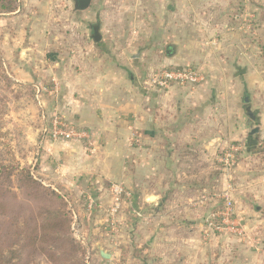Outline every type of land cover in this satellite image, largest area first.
Returning <instances> with one entry per match:
<instances>
[{"label": "rangeland", "instance_id": "1", "mask_svg": "<svg viewBox=\"0 0 264 264\" xmlns=\"http://www.w3.org/2000/svg\"><path fill=\"white\" fill-rule=\"evenodd\" d=\"M0 61V161L16 166L0 182V235L32 220L42 248L22 264H59L73 249L82 264H264V0H93L85 11L20 0L0 18ZM165 71L199 81L156 86ZM122 77L161 124L151 140L107 141L63 115L79 80L108 100ZM54 118L91 134L77 144L93 167L116 154L114 178L57 173L65 164L45 157L42 137ZM115 185L131 197L112 215Z\"/></svg>", "mask_w": 264, "mask_h": 264}, {"label": "crops", "instance_id": "2", "mask_svg": "<svg viewBox=\"0 0 264 264\" xmlns=\"http://www.w3.org/2000/svg\"><path fill=\"white\" fill-rule=\"evenodd\" d=\"M101 30V26L98 25L100 40H94L96 43L102 41ZM110 80L114 85V92H109L110 98L108 100H105V94L108 92L107 88H100V94H98L95 92V88L98 86L97 82H90L88 78L79 80L78 84L80 85L78 88L80 90H78V94L81 98L78 100L76 108L72 110L73 114H70L68 110L63 115L68 120H75L80 117L81 125L92 127L97 134L104 135L107 141L126 142L134 139L135 136L141 140L154 138L155 132L153 129L161 124L158 120L153 121V118L147 116L146 100L143 101L138 93H133L132 81L129 80L130 84H127L123 77ZM44 147L47 150L46 158L62 160V163L65 164L61 172L57 171L63 176L70 178V175L99 173L106 179L114 178L109 168L111 164L109 160L114 158V155L116 156L114 153L106 151L100 154L98 158L100 164L95 168L92 166V160L85 158L86 154L77 143L49 141L44 144ZM67 163L69 164L68 167H66ZM116 173L120 176L124 175L126 180L128 179L127 175L129 173L126 172L124 167L116 170Z\"/></svg>", "mask_w": 264, "mask_h": 264}, {"label": "trees", "instance_id": "3", "mask_svg": "<svg viewBox=\"0 0 264 264\" xmlns=\"http://www.w3.org/2000/svg\"><path fill=\"white\" fill-rule=\"evenodd\" d=\"M19 8H20V0H0V18L17 13ZM92 31H93V38L95 36L100 37L98 32V26H96V28H93ZM3 91L4 89L0 87V116L3 114L5 115L4 112L5 108H3V104L4 102H6V98L4 97ZM2 98H4V100H2ZM250 116L254 118L253 115ZM15 171H16V166L14 164L10 165L0 161V182H2L4 178L7 179L11 178ZM21 174H25V172H22ZM23 177L26 178V182H24L25 185H28L32 180L29 173L23 175ZM1 197L2 196L0 194V199ZM45 221L46 219H44L41 224H38V228H40L42 231L46 230ZM31 222L32 220L30 221L23 220L21 224H19L17 227L15 226L16 228L13 232L10 231L6 232L5 234L8 236L4 239L0 235V264H22V257L27 250L30 249L33 252L42 251V248L37 246L39 244L38 242L41 241H39L38 237H34L30 234ZM62 227L63 225L61 223H58L57 225L54 226V230L62 231L63 230ZM57 239L65 243H67V241L68 242L71 241L68 238H65L63 235L57 237ZM16 246L19 247L18 251L14 249ZM56 247L60 249L58 245ZM64 255H65L63 257L64 260L61 259V262H58L59 264H82L77 256L76 250L74 249L73 251L68 250Z\"/></svg>", "mask_w": 264, "mask_h": 264}, {"label": "built area", "instance_id": "4", "mask_svg": "<svg viewBox=\"0 0 264 264\" xmlns=\"http://www.w3.org/2000/svg\"><path fill=\"white\" fill-rule=\"evenodd\" d=\"M185 81L189 83L198 82L196 74L193 72H171L165 71L160 75V78L154 80V84L159 85L161 88H167L170 84L176 82ZM42 137L44 140H50L55 143H79L88 142L92 145L91 134L86 131L77 128L75 125H69L65 121L59 118H54L50 125H46L43 129ZM111 194L114 201V206L111 210V214L115 215L120 207L123 197H131L130 192H128L122 185H115L111 189ZM75 219L77 217L75 216ZM75 229V226L74 228Z\"/></svg>", "mask_w": 264, "mask_h": 264}, {"label": "water", "instance_id": "5", "mask_svg": "<svg viewBox=\"0 0 264 264\" xmlns=\"http://www.w3.org/2000/svg\"><path fill=\"white\" fill-rule=\"evenodd\" d=\"M75 2V10L78 11H85L87 9L90 8L92 0H73ZM95 41H99L100 37L95 36L94 37ZM242 73H244V71H242ZM247 101V100H246ZM247 112H249V109H246ZM259 131L258 128L254 129L251 134H255ZM100 256L104 259V260H109L111 258V254L110 253H106L103 250H100Z\"/></svg>", "mask_w": 264, "mask_h": 264}, {"label": "flooded vegetation", "instance_id": "6", "mask_svg": "<svg viewBox=\"0 0 264 264\" xmlns=\"http://www.w3.org/2000/svg\"><path fill=\"white\" fill-rule=\"evenodd\" d=\"M93 28H96V26H93Z\"/></svg>", "mask_w": 264, "mask_h": 264}]
</instances>
